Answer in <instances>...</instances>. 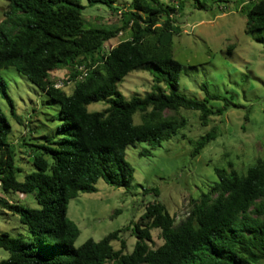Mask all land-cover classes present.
<instances>
[{
    "label": "trees",
    "instance_id": "1",
    "mask_svg": "<svg viewBox=\"0 0 264 264\" xmlns=\"http://www.w3.org/2000/svg\"><path fill=\"white\" fill-rule=\"evenodd\" d=\"M220 1L226 2L213 0ZM247 1L246 31L255 32L264 47V0ZM115 3L7 0L0 23V70L15 67L57 103L59 124L53 138L42 136V142L30 143L34 136L27 127L18 144L9 143L11 125L0 107V180L5 195H0V206L17 214L30 235L24 240L0 233V248L8 252L0 264H264V157L244 174L230 161L214 168L217 181L190 200L189 215L177 223L164 204L148 203L128 227L135 237L130 252L125 251L120 230L74 247L79 229L66 216L68 201L79 193L94 192L99 178L113 187L130 188L134 169L125 159L128 146L143 142L151 149L160 147L187 125L180 110L198 112L201 126L209 124L214 112L221 113L208 107L206 98L179 91L182 64L173 58L172 39L180 30L172 14L181 10L182 1L177 0L175 8L172 0H130L119 26H95L83 16L87 6L97 4L117 12ZM197 7L206 4L199 1ZM123 32L124 38L104 49ZM78 65L87 70L82 79H76L81 73ZM64 68L69 71L65 80L73 85L70 94L52 86L51 74ZM134 70L149 72L152 84L150 91L126 99L117 83ZM0 95L16 118L1 75ZM94 102L105 107L88 111ZM135 114L139 123L133 121ZM215 137L213 126L192 141L191 156ZM25 145L34 170L20 180L23 170L15 165V147ZM14 192L32 194L38 207L7 199ZM154 228L160 229L163 242L152 248ZM116 240L119 247L114 249Z\"/></svg>",
    "mask_w": 264,
    "mask_h": 264
},
{
    "label": "rangeland",
    "instance_id": "2",
    "mask_svg": "<svg viewBox=\"0 0 264 264\" xmlns=\"http://www.w3.org/2000/svg\"><path fill=\"white\" fill-rule=\"evenodd\" d=\"M181 1V10L172 14L180 30L172 39L173 58L182 64L179 91L187 97L206 98L208 107L221 113L214 112L209 124L201 126L198 112L180 110L187 118V125L160 147L151 149L143 142L128 146L125 159L134 169L130 188L113 187L99 178L94 192L79 193L68 201L66 216L79 229L74 247L87 239L98 241L120 230L125 251L130 252L135 237L128 227L139 219L148 203L157 200L169 214L181 219L190 210V200L198 198L201 191L217 181L214 168L226 167L230 161L239 174H244L256 159L264 157V47L256 40L255 32L246 31L248 1ZM199 1H204L206 7H197ZM129 2L116 0L120 13L105 5L87 6L83 16L95 26H119ZM6 8L7 0H0V23ZM125 32L118 33L120 37L116 35L111 42H119ZM68 74V69L64 68L51 74V79H62V89L70 94L73 85L65 80ZM0 75L7 84L15 116L20 120L10 114L6 100L0 95V107L11 125L7 141L18 144L27 127L34 136L29 139L30 143L42 142V136L53 138L59 124L58 104L50 101L15 67L1 69ZM151 84L149 72L134 70L117 83V90L129 99L134 94L150 91ZM104 107L103 102H94L88 104L87 110L100 111ZM133 121L140 122L139 114L133 115ZM213 126L216 137L198 155L191 156L192 141ZM29 149L27 145L15 147V165L23 170L18 174L20 180L24 173L34 170ZM142 150H146L147 155H140ZM0 194L5 196L2 191ZM7 199L29 208L38 207L29 193H10ZM3 232L24 240H29L30 236L18 215L0 206V233ZM150 233L151 247L161 245L160 229L154 228ZM112 246L117 249L119 241H112ZM7 257L8 252L0 248V261Z\"/></svg>",
    "mask_w": 264,
    "mask_h": 264
},
{
    "label": "built area",
    "instance_id": "3",
    "mask_svg": "<svg viewBox=\"0 0 264 264\" xmlns=\"http://www.w3.org/2000/svg\"><path fill=\"white\" fill-rule=\"evenodd\" d=\"M172 4L175 8L178 7V4H177V0H172ZM118 12L120 13V11L118 10ZM115 44L112 43V42H106L104 44V49H111ZM77 69L81 71V73L79 75L76 76V79H82V77L86 76V73H87V70L86 68L83 66V65H78L77 66ZM69 81H67L68 83ZM52 86L54 88H63L64 87V82L62 79H53V83H52ZM2 190V181L0 180V192ZM1 195V194H0ZM189 215V210L187 211V213H185V215L181 218V219H184L186 216ZM177 217V216H176ZM175 218V217H174ZM181 219H176L175 218V221L178 222L179 220Z\"/></svg>",
    "mask_w": 264,
    "mask_h": 264
}]
</instances>
